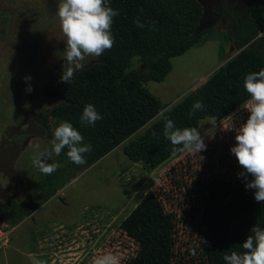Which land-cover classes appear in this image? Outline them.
Returning a JSON list of instances; mask_svg holds the SVG:
<instances>
[{"label": "rangeland", "instance_id": "1", "mask_svg": "<svg viewBox=\"0 0 264 264\" xmlns=\"http://www.w3.org/2000/svg\"><path fill=\"white\" fill-rule=\"evenodd\" d=\"M198 1L203 8L196 31L201 36L199 42L185 54L171 59L172 69L164 81L145 84L165 109L197 89L242 50L228 36L235 29L230 14H243L244 1ZM13 2L11 8L17 14L11 24L12 17H8L6 41L0 43V133L17 121L10 110L21 108L12 91L24 94L31 86L33 91L29 94L39 95L52 76L51 62L64 63L65 37L58 21L53 19L58 0ZM259 37L262 47L264 33ZM100 61L90 57L85 67ZM134 68H138L137 63ZM24 77L31 80L25 82ZM61 103L59 99L43 100L42 106L51 109ZM16 112L22 116V110ZM248 115L243 105L216 122L215 127L209 124V119L202 120L197 130L206 150L199 154L178 152L151 171L131 162L122 152L123 145L118 146L77 173L32 215L14 226L0 225V264H95L98 257L107 253L117 254L120 264H128L137 246L120 230L119 224L148 192L154 193L174 218L173 264H215L204 247L206 242H215L216 234L209 215L208 194L202 188L212 179L238 178L242 168L230 149L235 146V136ZM144 130L145 127L130 140ZM15 138L18 152L12 170L23 180V189L14 199L26 207L37 197L35 185L44 175L33 160L38 153L51 152L53 135L25 131L19 136L9 133L5 140ZM48 162L58 164V156L53 153ZM0 184L8 182L0 176ZM5 197L0 195V201Z\"/></svg>", "mask_w": 264, "mask_h": 264}, {"label": "trees", "instance_id": "2", "mask_svg": "<svg viewBox=\"0 0 264 264\" xmlns=\"http://www.w3.org/2000/svg\"><path fill=\"white\" fill-rule=\"evenodd\" d=\"M243 1L245 12L230 14L235 29L228 36L242 50L197 89L165 109L145 84L164 81L172 69L171 59L185 54L199 42L201 36L196 31L203 17L201 3L110 0V6L119 13L113 18L111 29L113 48L105 51L100 62L83 68L67 84L61 82L59 75L46 88L50 97L62 101L46 117L50 121L49 136L61 122H69L84 137V143L91 144L92 151L85 155V164L76 165L68 159L65 148L58 156V169L51 175H42L36 183L38 198H32L26 207L12 199L0 201V225L14 226L32 215L77 173L120 145L131 162L148 171L157 168L178 153H173V146L163 135L165 119L173 120L181 129H198L202 120L216 117L218 122L245 105L249 99L243 87L245 76L264 68V44L260 47L259 37L264 33V0ZM134 63L138 68H134ZM196 101L204 104V110L189 118ZM88 104L94 105L103 116L94 126L80 122ZM144 127L143 134L130 140ZM153 132L157 135L153 136ZM202 191L208 194L209 215L216 234L215 242H206L204 247L215 264H226L223 256L243 251L240 244L251 234L254 224L264 227V203L255 201L254 190H246L241 178L212 179ZM119 228L137 246L128 264H173L174 218L154 193L145 194Z\"/></svg>", "mask_w": 264, "mask_h": 264}, {"label": "clouds", "instance_id": "3", "mask_svg": "<svg viewBox=\"0 0 264 264\" xmlns=\"http://www.w3.org/2000/svg\"><path fill=\"white\" fill-rule=\"evenodd\" d=\"M118 15L110 6V0H58L53 19L58 21L65 37L61 82L67 84L73 80L90 57L98 59L105 51L113 48L115 39L111 29L113 18ZM24 80L28 82L31 77H24ZM243 87L249 97L244 105L249 115L239 127L235 136L236 144L231 147L230 153L243 169L237 177L244 180L246 190H254L256 202L264 203V68L247 74ZM25 91L31 93L33 89L28 86ZM204 107L201 101L194 102L188 113L189 118L197 111L204 110ZM160 115H163V111ZM102 119L103 116L95 106L88 104L83 109L80 122L85 126H94ZM216 120V117H210L209 124L215 127ZM156 135L153 132V136ZM163 135L173 146V153L199 154L207 148L197 128H178L171 119H165ZM36 147L38 149L39 145ZM65 148L68 150V159L76 165L85 164V155L92 151L91 144L84 143L80 132L71 123L64 121L54 130L51 152L38 153L33 160L34 165L44 175H51L59 165L49 163L48 160L53 153L59 156ZM250 233L240 244L242 252L231 251L223 256L226 264H264V227L254 224ZM95 264H120V258L117 254L107 253L98 257Z\"/></svg>", "mask_w": 264, "mask_h": 264}, {"label": "flooded vegetation", "instance_id": "4", "mask_svg": "<svg viewBox=\"0 0 264 264\" xmlns=\"http://www.w3.org/2000/svg\"><path fill=\"white\" fill-rule=\"evenodd\" d=\"M14 0H0V43H4L6 41V36H7V30L9 29L8 25V17L10 18V24L13 22V18L15 14H17V11L11 8L13 5ZM64 45L62 48H65V42L63 43ZM37 48V47H36ZM57 54V52L55 53ZM36 61L39 62V51H36L35 54ZM58 63V66L56 65ZM51 62L52 67L50 69V74L52 75L49 79L46 80V83L42 90L40 91L39 95H32L29 94L28 92L24 94H19L18 91H16L13 95L14 98L17 99V106H21L19 109H14L10 110L11 112L15 113L14 115L17 117L13 123L10 125L5 126L4 131L0 133V156H5L7 153L10 152L11 148L16 147L18 148L16 144V139L13 141H6L5 139L7 138V135L9 133L14 134L15 136L23 135V132L25 131H34L36 133L40 132H46L47 135L50 133V121L46 118L51 109H45L42 106V101L43 100H51L55 101L57 100L56 98L50 97L47 94L46 88L48 84L50 83L51 79L61 75L59 71L62 69V64H60V61L58 62ZM18 110H22V118L18 114L19 112H16ZM5 137V138H4ZM13 171V170H12ZM14 173V172H13ZM0 176L5 179L8 184L6 185H1L3 188H8V187H14V183L10 181L7 177L3 175V173L0 172ZM16 176V175H15ZM18 178V177H17ZM22 184L17 185V187L22 191L23 188H21ZM17 192L14 194H9L7 197L4 198V200H15V197H18Z\"/></svg>", "mask_w": 264, "mask_h": 264}, {"label": "water", "instance_id": "5", "mask_svg": "<svg viewBox=\"0 0 264 264\" xmlns=\"http://www.w3.org/2000/svg\"><path fill=\"white\" fill-rule=\"evenodd\" d=\"M17 152L18 148L13 147L5 156H0V172L15 184L14 187L8 188H3L0 185V195L2 196H8L9 194H14L15 192L20 193V189L17 187V185L22 184L23 180L19 177L17 178V176H15L12 171V163L17 155Z\"/></svg>", "mask_w": 264, "mask_h": 264}]
</instances>
